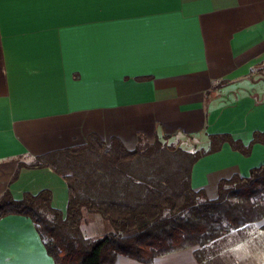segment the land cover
I'll list each match as a JSON object with an SVG mask.
<instances>
[{
	"label": "crops",
	"instance_id": "crops-1",
	"mask_svg": "<svg viewBox=\"0 0 264 264\" xmlns=\"http://www.w3.org/2000/svg\"><path fill=\"white\" fill-rule=\"evenodd\" d=\"M255 132L264 134V0H0V196L49 190L65 215L67 184L53 170L11 178L19 162L91 133L128 150L138 134L168 137L193 152L211 135L247 146ZM263 164L264 144L243 155L224 143L195 163L191 186L213 199L221 180ZM223 238L202 264H264V218ZM184 251L154 264H200L195 248ZM0 264H53L30 219H0Z\"/></svg>",
	"mask_w": 264,
	"mask_h": 264
},
{
	"label": "trees",
	"instance_id": "trees-1",
	"mask_svg": "<svg viewBox=\"0 0 264 264\" xmlns=\"http://www.w3.org/2000/svg\"><path fill=\"white\" fill-rule=\"evenodd\" d=\"M167 139L148 142L138 134L135 149L128 150L116 137L105 142L91 133L81 146L19 162L11 182L23 168H50L66 182V212L51 206L49 190L20 200L7 190L0 196V219H30L53 264H115L117 256L154 264L190 248L202 264L214 241L264 218V164L247 177L221 180L214 200L192 188V169L224 143L248 155L253 145L264 144V134L255 132L247 146L228 135H211L207 150L193 152ZM83 210L107 221L112 232L87 237Z\"/></svg>",
	"mask_w": 264,
	"mask_h": 264
},
{
	"label": "rangeland",
	"instance_id": "rangeland-1",
	"mask_svg": "<svg viewBox=\"0 0 264 264\" xmlns=\"http://www.w3.org/2000/svg\"><path fill=\"white\" fill-rule=\"evenodd\" d=\"M184 149L188 150L187 147ZM209 200H214L208 198ZM83 217L81 221V228L83 233L90 238H101L109 233L112 232L111 227L109 226L108 222L102 219L99 215L88 213L87 211L83 210ZM228 243V238L219 239L216 241L211 248L209 247L208 256L211 255H221L223 246ZM196 249V248H195ZM178 253V252H177ZM188 254L187 251L179 252L175 256H185Z\"/></svg>",
	"mask_w": 264,
	"mask_h": 264
}]
</instances>
